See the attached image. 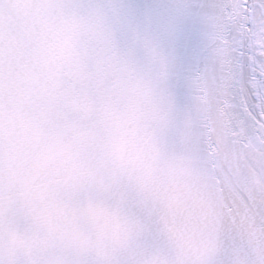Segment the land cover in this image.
I'll use <instances>...</instances> for the list:
<instances>
[{"label": "snow or ice", "instance_id": "snow-or-ice-1", "mask_svg": "<svg viewBox=\"0 0 264 264\" xmlns=\"http://www.w3.org/2000/svg\"><path fill=\"white\" fill-rule=\"evenodd\" d=\"M0 264H264V0H0Z\"/></svg>", "mask_w": 264, "mask_h": 264}]
</instances>
